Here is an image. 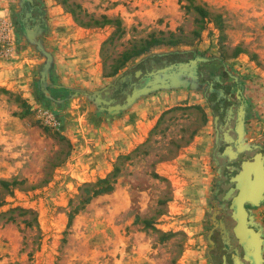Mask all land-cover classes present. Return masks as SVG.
I'll use <instances>...</instances> for the list:
<instances>
[{
    "label": "rangeland",
    "instance_id": "374dc122",
    "mask_svg": "<svg viewBox=\"0 0 264 264\" xmlns=\"http://www.w3.org/2000/svg\"><path fill=\"white\" fill-rule=\"evenodd\" d=\"M43 1L48 107L35 96L46 57L14 31L20 0H0V178L22 182L0 212L29 208L37 223L0 218V264H213L217 127L203 87L153 79L118 110L99 97L149 55L218 57L241 83V142L264 158V0ZM115 165L113 190L69 221L83 184ZM250 222L264 261V200Z\"/></svg>",
    "mask_w": 264,
    "mask_h": 264
},
{
    "label": "trees",
    "instance_id": "16d2710c",
    "mask_svg": "<svg viewBox=\"0 0 264 264\" xmlns=\"http://www.w3.org/2000/svg\"><path fill=\"white\" fill-rule=\"evenodd\" d=\"M11 20L15 33L23 36L28 43L35 45L37 50L46 57V62L43 64L40 71V79L36 82L35 96L40 102L48 107L51 94L49 93L46 85L47 79H49V72L52 68V56L46 51L40 38L41 34L46 32L48 28L44 1L20 0V7L12 13ZM142 64H145L146 67L153 72L154 77L159 79L164 76L169 79L166 81L163 79L164 89L182 86H189L191 88H194L195 86L203 87L205 98L211 107L215 122L219 118L217 116V105L213 103L215 94L216 98L221 99L219 103L223 102V96L225 97L227 94L232 97L237 96L236 98L241 104L240 114L243 118L244 103L242 98L241 83L236 80L225 62L220 58L207 56L205 53L198 52L196 50H172L144 57L136 68L141 67ZM121 77L119 78V81ZM114 85L117 84L114 83L110 87H113ZM153 85L154 83L152 84L148 82L145 86L135 87L133 90L139 91L152 87ZM110 87L105 88L101 92V97H99L100 103L103 106H106V103L104 102L106 100L103 99L102 94ZM133 90L128 96L132 95ZM118 105L122 106V104ZM219 106L222 109L229 107V105L225 106L224 103ZM118 172L119 167L118 165H115L114 170L110 175H107L104 178H99L95 182L84 183L80 188L81 193L84 196L78 201V205H75L72 211L68 214L69 221H71L76 211L80 209L79 205L81 203L88 202L93 196L112 191ZM21 183L22 182H18L15 178H0V207L4 204L5 197L2 192H5V195H10L13 189ZM15 212L16 216L31 215V218H24L20 221L25 227L36 226L37 223L35 214L29 208H9L6 211L0 212V218H5L4 223L14 222ZM144 222L145 226L150 225V221ZM258 232L263 240L262 233L260 231ZM235 236L238 238L236 233Z\"/></svg>",
    "mask_w": 264,
    "mask_h": 264
},
{
    "label": "flooded vegetation",
    "instance_id": "af4514ba",
    "mask_svg": "<svg viewBox=\"0 0 264 264\" xmlns=\"http://www.w3.org/2000/svg\"><path fill=\"white\" fill-rule=\"evenodd\" d=\"M137 71L139 73L135 75ZM153 79L158 78L154 77L153 72L145 64L137 67L131 73L123 75L117 85L110 87L102 94L103 99L107 101L106 107L109 108L122 103L135 87L145 86L148 82L153 84ZM236 97L227 94V96H223V102L219 103L221 99L216 98L215 94L213 100V103L217 105V116L219 117L215 122L217 131L214 160L217 166L218 179L214 194L220 204L218 207L219 218L210 233L213 240L210 245V256L213 264H253L250 259L244 256L243 246L235 236L233 228L236 220L231 205L239 192L238 183L242 179L240 172L243 170L241 166L242 159L252 157L258 152L262 154V159L264 158L261 148L244 147V143L241 142L243 118L240 114L241 104ZM222 103L225 106L229 105V107L220 108L219 105ZM228 151L231 153H228ZM263 200L264 193L260 203ZM253 207L249 202L244 204L247 211L248 226L257 231L256 227L250 222V211Z\"/></svg>",
    "mask_w": 264,
    "mask_h": 264
},
{
    "label": "water",
    "instance_id": "95a60500",
    "mask_svg": "<svg viewBox=\"0 0 264 264\" xmlns=\"http://www.w3.org/2000/svg\"><path fill=\"white\" fill-rule=\"evenodd\" d=\"M139 71L135 73L138 75ZM146 89L133 90L131 96L126 98L125 105H129L132 101L143 94ZM105 103L107 101H104ZM123 106L116 105L111 107L118 110ZM228 153H231L228 151ZM242 175L241 181L238 183L239 192L234 198L231 207L234 210V218L236 224L234 226V232L238 235L239 242L243 246L244 256L253 264H262V245L263 240L258 231L248 226L247 211L244 208V204L249 202L252 206L260 203L262 194L264 193V165L262 154L258 152L252 157H245L241 161Z\"/></svg>",
    "mask_w": 264,
    "mask_h": 264
}]
</instances>
